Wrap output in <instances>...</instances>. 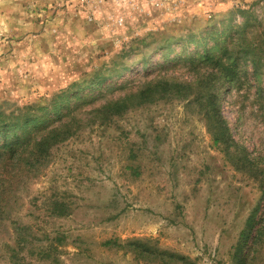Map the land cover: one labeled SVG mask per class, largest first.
Listing matches in <instances>:
<instances>
[{"label": "rangeland", "instance_id": "374dc122", "mask_svg": "<svg viewBox=\"0 0 264 264\" xmlns=\"http://www.w3.org/2000/svg\"><path fill=\"white\" fill-rule=\"evenodd\" d=\"M205 52L239 82L207 85ZM152 79L181 97L99 110ZM212 93L237 151L208 130ZM24 114L73 135L1 188L0 264H264V0H0V120Z\"/></svg>", "mask_w": 264, "mask_h": 264}, {"label": "trees", "instance_id": "16d2710c", "mask_svg": "<svg viewBox=\"0 0 264 264\" xmlns=\"http://www.w3.org/2000/svg\"><path fill=\"white\" fill-rule=\"evenodd\" d=\"M240 40L243 42V38ZM189 42H192V40ZM234 46H239V38ZM250 50L251 48L248 46L247 51ZM249 55H251L250 52H244L242 58L245 57L244 60L249 59ZM197 59L196 63L199 67H206L210 70L207 74V85H212V80H214L213 89L215 85H221V83L223 85L224 82L230 83L231 86L239 82V80H237L239 60L232 58L231 55L225 58L205 52L203 55L198 56ZM249 61L254 67L257 65L254 59ZM124 72H126V69L123 70V73ZM143 72H145L143 75L144 78L150 76L151 71L145 66L143 67ZM137 78L139 79L140 77ZM137 78L134 80H137ZM201 81H203V79ZM255 82H257V80ZM182 89H184L183 86L173 84L172 82L156 79L148 80L136 94H129L121 99L112 100L104 104L99 110H104L102 111L104 117L111 114L120 115L130 107L128 105L131 101L135 100L137 101V105H141L144 103H153L158 100L181 97L180 91ZM66 94L67 93L64 91L60 96L66 97ZM216 99V95L213 93L205 96L206 109L204 113L206 114L208 130L213 135L215 143H220L226 150H228L229 147H233L237 151V145L231 137L227 122L220 114L219 109L216 108ZM46 109L45 107H38L35 111L42 115ZM105 109L107 110L105 111ZM42 118L43 117H39L38 119L37 116L24 114L21 117H16L12 122L2 123L3 121L0 120V137H2V141L0 142V193L2 191L1 188L4 189L7 187V183H9V185L12 183L22 184L38 175L46 167L48 159L50 158L51 149L65 142L73 135L70 127L71 123H64L60 124V126L48 128V124H44L41 121ZM262 183L264 184V177L262 178ZM52 204L51 209L54 215H65V208L62 204L57 202H53ZM255 215L256 214L252 213V215L247 218L246 228L248 232H242L241 234L242 245L239 250L241 253L239 256L240 261L245 258L244 254H242V248L246 245L248 234H250L253 228ZM25 229L26 228L22 227L17 229L19 231V237H22ZM25 240L26 239H24V241Z\"/></svg>", "mask_w": 264, "mask_h": 264}, {"label": "built area", "instance_id": "2783aa9c", "mask_svg": "<svg viewBox=\"0 0 264 264\" xmlns=\"http://www.w3.org/2000/svg\"><path fill=\"white\" fill-rule=\"evenodd\" d=\"M119 1L120 0H116ZM132 1H136V0H132ZM142 2H145L146 4L153 6V7H160L163 5L164 2H166L167 0H141Z\"/></svg>", "mask_w": 264, "mask_h": 264}]
</instances>
